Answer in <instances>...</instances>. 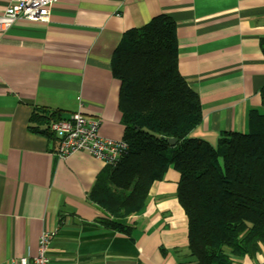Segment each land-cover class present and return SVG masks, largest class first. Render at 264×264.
Segmentation results:
<instances>
[{"label": "crops", "instance_id": "0c3cea01", "mask_svg": "<svg viewBox=\"0 0 264 264\" xmlns=\"http://www.w3.org/2000/svg\"><path fill=\"white\" fill-rule=\"evenodd\" d=\"M160 15L176 23L179 70L201 98L192 135L216 145L262 110L264 0H58L48 22L0 30V264L35 257L45 230L55 231L49 264H195L173 166L139 213L113 218L130 229L118 231L89 199L109 165L87 151L58 157L57 139L29 127L36 108L82 112L123 139L113 55L126 31ZM239 262L264 264V246Z\"/></svg>", "mask_w": 264, "mask_h": 264}, {"label": "trees", "instance_id": "16d2710c", "mask_svg": "<svg viewBox=\"0 0 264 264\" xmlns=\"http://www.w3.org/2000/svg\"><path fill=\"white\" fill-rule=\"evenodd\" d=\"M264 54V37L260 41ZM121 81L119 105L127 149L98 176L89 199L101 222L129 232L119 219L139 213L168 169L180 173L177 197L188 218L195 264H240L264 246V87L262 110L247 132H223L216 145L192 135L203 120L201 98L179 70L175 21L166 15L126 31L112 59ZM59 110L36 108L30 129L56 139ZM175 143H170V139Z\"/></svg>", "mask_w": 264, "mask_h": 264}, {"label": "built area", "instance_id": "2783aa9c", "mask_svg": "<svg viewBox=\"0 0 264 264\" xmlns=\"http://www.w3.org/2000/svg\"><path fill=\"white\" fill-rule=\"evenodd\" d=\"M58 0H9L0 14V30H6L20 21L48 22L52 8ZM101 121L82 112L53 122L50 131L56 137V154L65 158L78 151H87L103 160L106 165H116L127 149L123 140L105 138L100 134ZM55 231L45 230L40 236L38 254L12 259L9 264H49V249Z\"/></svg>", "mask_w": 264, "mask_h": 264}, {"label": "water", "instance_id": "95a60500", "mask_svg": "<svg viewBox=\"0 0 264 264\" xmlns=\"http://www.w3.org/2000/svg\"><path fill=\"white\" fill-rule=\"evenodd\" d=\"M170 143L174 144L175 143V139H170Z\"/></svg>", "mask_w": 264, "mask_h": 264}]
</instances>
